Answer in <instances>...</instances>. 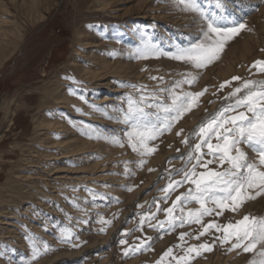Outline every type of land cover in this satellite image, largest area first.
I'll return each instance as SVG.
<instances>
[{
	"label": "rangeland",
	"instance_id": "rangeland-1",
	"mask_svg": "<svg viewBox=\"0 0 264 264\" xmlns=\"http://www.w3.org/2000/svg\"><path fill=\"white\" fill-rule=\"evenodd\" d=\"M0 1L8 6L19 29L14 36L17 49L0 66V264H156L168 248H173V255H184L183 248L205 242L212 250L192 254L189 264H249L253 254L229 251L231 245L219 239L213 244L222 236L215 229L197 240L193 237L201 230L198 224L162 229L158 221L165 220L162 209L171 207L188 187L178 188L167 200L161 191L169 179L181 178L174 170L185 166V152L195 142L193 137L190 142L193 128L230 103L225 98L241 81L223 89L220 84L233 76L264 79V74L251 68L254 61L264 60V3L251 6L250 0H223L224 8L219 10L216 0H200L206 12L225 16L227 26L240 22L246 27L225 44L219 59L193 70L167 56L143 59L136 54L146 40L167 52L201 38L204 21L182 10L176 0H53L57 4L49 0L44 21H36L12 0ZM82 66L105 78L91 83L82 75ZM114 69L121 74L113 73ZM189 71H197L199 80L183 90L207 91L171 131L152 142L156 150L141 157L127 144L128 125L121 119L129 94L138 99L142 93L170 88ZM66 91L85 102V107L68 100L60 103ZM160 95L168 98L166 93ZM92 104L96 108L89 111ZM66 114L72 122L61 133L45 128L39 134L35 128L36 119L57 122ZM180 129L184 132L177 135ZM184 136H189L188 145L182 143ZM112 137L125 141L124 147L112 143ZM88 140L93 147L85 154H65ZM241 147L254 158L251 149ZM141 159L146 163L140 165ZM246 214L264 216V193L248 200L238 212L204 217V223H235ZM142 218L146 219L143 225ZM149 222L157 226L150 227ZM61 228H71L70 239H60ZM181 232L193 236L181 241ZM32 237L41 248L36 259H32ZM44 242L49 245L47 251ZM140 244L139 251L131 250ZM164 264L175 261L165 257Z\"/></svg>",
	"mask_w": 264,
	"mask_h": 264
},
{
	"label": "snow or ice",
	"instance_id": "snow-or-ice-1",
	"mask_svg": "<svg viewBox=\"0 0 264 264\" xmlns=\"http://www.w3.org/2000/svg\"><path fill=\"white\" fill-rule=\"evenodd\" d=\"M176 4L184 11L198 14L204 21L201 38L187 46L177 45L173 51L167 52L146 40L136 49L138 58L147 59L150 55L167 56L191 65L193 70L204 69L219 59L225 44L246 27L245 23L240 22L227 26L225 16L206 12L200 0H176ZM216 7L222 10L223 0H216ZM251 68L264 74V60L254 61ZM151 79L163 81V77L153 76ZM198 80V72L189 71L182 73L181 79L174 81L170 88H159L147 95L142 93L138 99L129 94L127 109L122 110L121 119L128 125L126 142L132 151L141 157L151 155L156 150L152 142L164 131H171L186 112L197 106L199 97L205 94L207 88L199 92L183 89L184 85L192 86ZM232 81L241 83L225 98L231 102L193 129L191 136L195 142L187 153L185 166L174 170L181 178L169 179L168 184L161 189L165 193L164 199L167 200L178 188L188 185L184 192L175 197L171 207L162 209L166 217L165 220L158 221V224L162 229L183 227L185 223L198 224L201 230L193 237L197 240L215 229L222 236L215 238L213 244L219 239L220 243L231 245L229 251L241 249L245 253L253 254L249 264H264V216L246 214L235 223L229 222L225 225L211 221L204 223V217L221 216L226 210L236 213L248 200L264 193V79L233 76L230 81L220 84V89L230 85ZM139 88L144 90L146 86L140 85ZM164 93L167 94V99L160 95ZM183 132L184 129H180L177 135H182ZM111 142L120 147L125 144L119 137H112ZM182 143L188 145L189 136H184ZM241 145L251 149L254 158H250ZM144 163V159L139 161L140 165ZM212 164L216 168H210L209 165ZM253 190L255 195L252 194ZM190 204L198 207H188ZM156 208L161 211L158 201ZM149 215L152 219L156 218L155 213ZM145 222V218L140 221L141 225ZM102 223L109 225L111 220H102ZM149 226L155 228L157 225L149 222ZM72 235L71 228L60 229L61 240L70 239ZM189 236L193 234L181 232L179 239L184 241ZM30 243L32 259H36L41 254V248L37 246L35 237L30 238ZM121 243L126 244L127 241L122 240ZM142 247L143 244L136 245L131 250L139 251ZM177 247L183 248L182 245ZM201 249L211 251L212 246L207 242L189 245L183 248L184 255H173V248H168L156 264H164L165 257H171L175 264H189L194 258L192 254L199 255ZM43 250H49L47 242L43 243ZM125 252L127 254L128 249Z\"/></svg>",
	"mask_w": 264,
	"mask_h": 264
},
{
	"label": "bare ground",
	"instance_id": "bare-ground-1",
	"mask_svg": "<svg viewBox=\"0 0 264 264\" xmlns=\"http://www.w3.org/2000/svg\"><path fill=\"white\" fill-rule=\"evenodd\" d=\"M11 2L14 4V6L23 8L26 14H29L30 17L35 18L36 21H44L46 19V14L50 11V7H51V4H50L51 2H49V0H12ZM54 2L55 1H53V3ZM248 3L249 5L254 6V5H259L261 3L263 4L264 0H250L248 1ZM44 4L46 5L50 4V5L49 6L47 5L46 8L44 9L42 8ZM104 7L106 8L109 6H107L106 4L104 5ZM140 9L141 8H139V10ZM10 14L11 13H10L8 6L5 3H2L0 1V66H2L3 63H5L7 60L11 58V56L14 54L15 50L18 47L17 41L14 40V36H16V34L19 33V29H18L17 24L15 23L16 19L12 18V15ZM237 14H241V13L237 12ZM8 16H11V17H8ZM108 69H110V66H108ZM114 70L115 71H113V73H118L119 75L121 74L119 70L117 69H114ZM81 71H82V75L87 80L91 81V83H94L95 81H100L105 78V74H100V72L90 70L84 66L81 67ZM67 91L64 93L62 97H60V100H61L60 103L67 104L68 102H72V103L80 104L81 107H85L86 105L85 102H83L82 100L75 99L72 96V93L70 92V94H68ZM66 100H68L67 103H66ZM94 108L96 107L94 106V104H92L87 109L89 111H94ZM72 109H73L72 110L73 114H76V112L74 111V108ZM71 120L72 118L70 117V114H66V118H64L63 120L57 121V122L56 121L46 122L42 119L41 120L36 119L35 128L37 129L39 134H42V130L45 128L52 129L56 133H61L63 132V128H67L69 126V122H72ZM68 146H71V144H69ZM92 147H93L92 142L90 140L81 142V143H76L75 146H71V148L67 149L65 154L69 156L85 154L86 149H90ZM172 153L173 152L169 153L168 155ZM65 157H68V156H65ZM83 157H86V156L84 155Z\"/></svg>",
	"mask_w": 264,
	"mask_h": 264
},
{
	"label": "water",
	"instance_id": "water-1",
	"mask_svg": "<svg viewBox=\"0 0 264 264\" xmlns=\"http://www.w3.org/2000/svg\"><path fill=\"white\" fill-rule=\"evenodd\" d=\"M227 102H224L222 105L226 104ZM221 105V106H222ZM220 106V107H221ZM218 111V110H217ZM215 110V112H213L212 114L216 113L217 112ZM212 114H208L205 118H203L193 129H195L202 121L206 120L207 118H209ZM193 131V130H192ZM192 133V132H191ZM190 142H192V136H190ZM189 152V149L185 152L186 154Z\"/></svg>",
	"mask_w": 264,
	"mask_h": 264
}]
</instances>
